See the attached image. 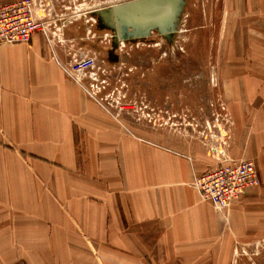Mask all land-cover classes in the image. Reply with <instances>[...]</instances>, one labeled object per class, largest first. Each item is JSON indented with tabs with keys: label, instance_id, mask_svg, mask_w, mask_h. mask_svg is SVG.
Returning <instances> with one entry per match:
<instances>
[{
	"label": "crops",
	"instance_id": "1",
	"mask_svg": "<svg viewBox=\"0 0 264 264\" xmlns=\"http://www.w3.org/2000/svg\"><path fill=\"white\" fill-rule=\"evenodd\" d=\"M256 12L264 29V0ZM246 60L264 62V52ZM230 95V156L257 159L264 185V69L242 71ZM216 165L199 143L123 128L88 99L40 34L0 48V185L32 190L1 194L0 207L13 205L11 220L26 228L49 223L67 239L73 264L94 252L98 264H217L228 221L193 185ZM244 197L229 215L237 228Z\"/></svg>",
	"mask_w": 264,
	"mask_h": 264
},
{
	"label": "rangeland",
	"instance_id": "2",
	"mask_svg": "<svg viewBox=\"0 0 264 264\" xmlns=\"http://www.w3.org/2000/svg\"><path fill=\"white\" fill-rule=\"evenodd\" d=\"M33 1L41 23L36 34L47 52L123 128L142 138L177 135L204 146L208 155L226 129L230 149V92L242 71L264 69V62L246 60L264 52L257 0H161L159 7L150 0ZM86 59L93 62L80 69ZM243 160L254 163L259 181L250 189L254 194L243 196L248 199L239 228L229 215L243 197L216 210L228 221L217 264H264L263 177L257 159ZM1 186L0 195L9 198L17 187L32 192L30 185ZM11 210L13 205L0 207V264H73L64 251L67 239L50 233L49 223L26 228L29 222L11 220ZM23 224L26 231L17 234ZM76 258L74 264H98L95 252Z\"/></svg>",
	"mask_w": 264,
	"mask_h": 264
},
{
	"label": "built area",
	"instance_id": "3",
	"mask_svg": "<svg viewBox=\"0 0 264 264\" xmlns=\"http://www.w3.org/2000/svg\"><path fill=\"white\" fill-rule=\"evenodd\" d=\"M40 27L33 0L0 5V48L30 43ZM92 62V59L83 60L80 69ZM229 139L228 131L221 130L217 136L218 146L211 147L209 151V156L217 162L216 167L198 176L193 183L202 200L219 212L228 209L259 181L253 162L230 156Z\"/></svg>",
	"mask_w": 264,
	"mask_h": 264
},
{
	"label": "water",
	"instance_id": "4",
	"mask_svg": "<svg viewBox=\"0 0 264 264\" xmlns=\"http://www.w3.org/2000/svg\"><path fill=\"white\" fill-rule=\"evenodd\" d=\"M159 1H161V0H150L148 5H150L151 7L154 6V5L156 6V5H158Z\"/></svg>",
	"mask_w": 264,
	"mask_h": 264
},
{
	"label": "bare ground",
	"instance_id": "5",
	"mask_svg": "<svg viewBox=\"0 0 264 264\" xmlns=\"http://www.w3.org/2000/svg\"><path fill=\"white\" fill-rule=\"evenodd\" d=\"M165 1V0H164ZM162 4V3H161ZM161 6V5H160ZM163 6V5H162ZM157 7H159V5L157 6ZM146 8V7H145ZM149 10V9H148Z\"/></svg>",
	"mask_w": 264,
	"mask_h": 264
}]
</instances>
